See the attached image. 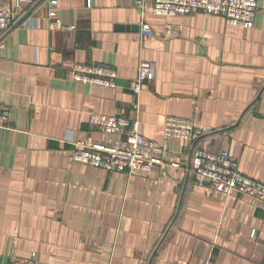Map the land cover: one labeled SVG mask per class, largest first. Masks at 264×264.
Returning a JSON list of instances; mask_svg holds the SVG:
<instances>
[{
    "label": "crops",
    "instance_id": "crops-1",
    "mask_svg": "<svg viewBox=\"0 0 264 264\" xmlns=\"http://www.w3.org/2000/svg\"><path fill=\"white\" fill-rule=\"evenodd\" d=\"M55 1L63 29L37 0L0 32V104L11 109L0 128V264H264V205L211 195L191 163L195 150L227 151L264 183V0L249 29L198 11L147 15L152 35L133 0ZM167 24L178 34L164 35ZM140 63L155 76L135 95ZM77 65L113 69L116 87L73 81ZM91 114L136 120L161 162L132 174L70 164L72 141L117 138ZM167 116L214 131L166 142Z\"/></svg>",
    "mask_w": 264,
    "mask_h": 264
},
{
    "label": "built area",
    "instance_id": "built-area-1",
    "mask_svg": "<svg viewBox=\"0 0 264 264\" xmlns=\"http://www.w3.org/2000/svg\"><path fill=\"white\" fill-rule=\"evenodd\" d=\"M37 0H0V32L7 31L13 24L16 13L24 4H33ZM90 7V0H85ZM139 11L143 35H152V28L145 22L147 15L173 17L193 12L222 17L229 26L249 29L255 25L257 0H133ZM57 2L49 0L48 16L52 19L51 29H63L56 17ZM178 27L167 24L164 35L175 36ZM155 76L154 66L140 63L138 74L132 86V92L138 95L141 85L152 81ZM70 78L78 83L102 87H116V72L103 66H74ZM264 100V95H263ZM135 110L138 104H134ZM11 109L0 104V128L8 127ZM89 124L97 130L116 135L107 142L75 140L71 142L69 163L83 164L109 172L132 174L136 171H149L161 162L163 147L139 133L138 122L126 115H95L89 117ZM163 139L166 142L180 140L194 143L201 136L214 130L190 119L167 116L163 122ZM193 173L199 187L211 195L228 197L232 193L246 196L264 205V183L242 174L238 164L227 151L209 153L195 150L191 159ZM9 264H35L31 259L14 257Z\"/></svg>",
    "mask_w": 264,
    "mask_h": 264
},
{
    "label": "trees",
    "instance_id": "trees-1",
    "mask_svg": "<svg viewBox=\"0 0 264 264\" xmlns=\"http://www.w3.org/2000/svg\"><path fill=\"white\" fill-rule=\"evenodd\" d=\"M199 140V139H198Z\"/></svg>",
    "mask_w": 264,
    "mask_h": 264
}]
</instances>
